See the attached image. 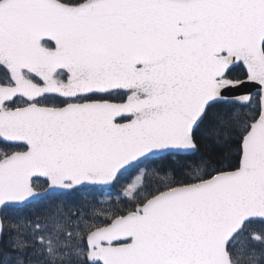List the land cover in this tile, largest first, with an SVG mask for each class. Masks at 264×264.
<instances>
[{
    "label": "snow or ice",
    "instance_id": "6c2138e0",
    "mask_svg": "<svg viewBox=\"0 0 264 264\" xmlns=\"http://www.w3.org/2000/svg\"><path fill=\"white\" fill-rule=\"evenodd\" d=\"M0 264H264V0H0Z\"/></svg>",
    "mask_w": 264,
    "mask_h": 264
}]
</instances>
